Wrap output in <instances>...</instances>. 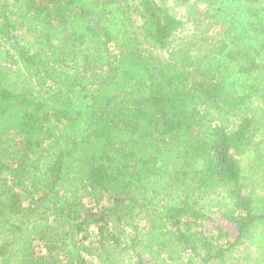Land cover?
I'll return each mask as SVG.
<instances>
[{
  "label": "trees",
  "instance_id": "16d2710c",
  "mask_svg": "<svg viewBox=\"0 0 264 264\" xmlns=\"http://www.w3.org/2000/svg\"><path fill=\"white\" fill-rule=\"evenodd\" d=\"M174 1L0 0V264H264V0Z\"/></svg>",
  "mask_w": 264,
  "mask_h": 264
},
{
  "label": "rangeland",
  "instance_id": "374dc122",
  "mask_svg": "<svg viewBox=\"0 0 264 264\" xmlns=\"http://www.w3.org/2000/svg\"><path fill=\"white\" fill-rule=\"evenodd\" d=\"M178 2L170 0L171 8L176 16L184 21V24L174 36L170 47L162 51L160 55L165 54L168 56L177 47L185 45L191 46L198 43L197 38L199 36L195 33L198 27L188 19V7ZM199 8L203 10L204 5L199 4ZM209 35H212V32H209ZM259 191L263 192L264 188H260ZM197 226L198 228L200 227L199 229L203 230L207 235H215L216 240L222 244H226L228 240H235L238 233L234 223L225 219L222 216L221 210L218 208H214L212 212H209L208 217L199 221ZM220 233H222L221 236ZM247 264H250V262Z\"/></svg>",
  "mask_w": 264,
  "mask_h": 264
}]
</instances>
